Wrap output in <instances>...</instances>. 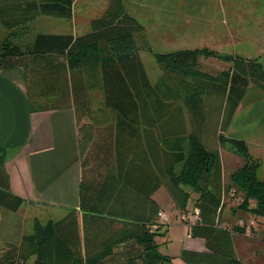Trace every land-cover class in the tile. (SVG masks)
Returning <instances> with one entry per match:
<instances>
[{
	"label": "trees",
	"instance_id": "obj_1",
	"mask_svg": "<svg viewBox=\"0 0 264 264\" xmlns=\"http://www.w3.org/2000/svg\"><path fill=\"white\" fill-rule=\"evenodd\" d=\"M73 2L0 0V23L6 28L0 42V65H13L27 57L52 64L59 59L55 53L63 56L73 91L82 94L86 87L100 92L102 103L91 111L85 107L91 113V125H81L78 139L83 234L75 210L57 221L42 223L35 218L32 232L16 242L0 244V264H19L29 255L34 256L32 264H171V257L158 249L162 243L158 237L165 236L168 225L156 218L159 205L151 197L160 185L183 212L188 189L198 193L194 207L200 210L199 218L190 234L205 238L209 249L228 256V264H242L230 231L219 227L223 199L218 147L228 141L243 158L229 175L228 186L242 193L233 210L264 215V179L257 176L260 161L251 156L245 141L224 135L246 88L250 84L264 88V64L255 57L220 55L231 64L213 74L199 67V56L213 55V50L154 52L164 72L176 75L184 85L171 92L158 82L152 85L138 54L144 26L127 12L123 0H107L103 13L90 21L88 32H37L31 42L13 41L19 28H26L25 23L37 15L70 19ZM60 64L52 65L59 68ZM130 116L141 117L142 149L138 153L121 150L122 128H135L136 123L126 121ZM184 140L189 141L187 156ZM181 161L180 170L175 171L174 164ZM22 202L0 181L1 207L15 211ZM91 214L101 216L99 224L105 228L111 227L114 216L127 221L121 228L91 238ZM244 226L236 223L232 230L243 232ZM91 243L100 247L91 251ZM121 243L125 248L114 250Z\"/></svg>",
	"mask_w": 264,
	"mask_h": 264
},
{
	"label": "crops",
	"instance_id": "obj_2",
	"mask_svg": "<svg viewBox=\"0 0 264 264\" xmlns=\"http://www.w3.org/2000/svg\"><path fill=\"white\" fill-rule=\"evenodd\" d=\"M168 1L167 6L164 2L153 4L151 22H157L158 25L166 28L173 24L174 19L172 20L170 15H173L174 12H176L174 14L183 15V17H187V13H190L189 17H191V12L187 10L193 9L192 3L190 9H187L185 3L182 5ZM91 3L98 4L93 0ZM178 6H181L182 13L178 12L179 8L176 9ZM106 7L107 0H101L98 8L99 13L95 15L101 14ZM166 8L169 12L167 19L162 18V16H166ZM72 15L74 14L72 13ZM35 17L31 20H34ZM31 20L25 25H28ZM185 22L186 19L181 24ZM0 25L2 24L0 23ZM235 25L234 34L232 33L231 36L233 42L239 39V29H236L238 26ZM205 26L206 30L201 34L206 36V40L213 41L214 38L209 33L216 36V25L207 26L206 24ZM167 31H169L168 36H157V40L172 41L171 36L175 33L182 36V32L188 34L193 30H190L186 24L181 29L178 28V24H174V28ZM44 32L71 33L73 35L85 33ZM147 36L149 39V33ZM215 38L219 41L227 39L218 35ZM256 40L264 43L262 36ZM256 40L254 38L255 42ZM247 53L245 57L258 58L264 64V47L259 46L255 52ZM53 54L59 56V59H53L52 64L59 61L61 63L59 68L48 64L43 59L37 61L31 60L29 57L23 58L13 65H0V181L4 182L13 194L23 199L22 204L15 211L0 206V241L2 242H16L22 234H25L20 232V227L15 222L17 220L15 214L22 206L46 208L53 212V216L47 218L45 222L48 220L57 221L69 211L75 210L79 215L80 230L83 234V213L79 210V184L82 175L79 131L82 124L91 125V113L88 114V108L85 107H89L91 111V107L96 108L102 101L100 102V92L97 88L84 90L85 87L82 94L78 90L73 91L69 81V71L62 65L63 56ZM138 54L145 66L147 55L141 49ZM150 83L156 84L152 81ZM126 121H133L136 124L134 129L128 125L122 128V136L125 139L122 141L121 150L125 153H138L142 149V140L140 142L139 139L142 138V124H138L141 117L130 116V118H126ZM224 135L244 140L251 156L260 161L257 173H264V88L254 84H250L246 88ZM225 147L228 149L224 150ZM218 151L221 160L223 199L219 227L230 231L235 255L242 264H264V215H255L242 209L233 210L234 208L229 205H224L228 193L225 190V172L230 175L243 163V160L231 148L228 141L219 145ZM177 164L175 163L173 166L175 171H177ZM137 172H135V177ZM158 189L159 186L152 192L151 197L159 205V210H162L157 195ZM188 190L191 193L195 192L191 189ZM231 190H235V188L231 187ZM195 194L196 197L191 207L195 206L198 197V193ZM229 194L233 195V193ZM169 200L172 208L179 210L175 207L170 194ZM250 202L252 205L254 204V200ZM188 207L187 203L185 210ZM238 211L243 213L239 214ZM235 214H238V219H235ZM126 221L127 219L124 217L114 216L111 227L105 228L99 224L102 222V217L98 214H91V225L88 230L89 232L91 230V238L104 236L107 229L109 231L121 228V223ZM183 222L186 226L179 224L170 226L168 224L165 236L157 238L159 242H162L158 249L161 251L162 248V252L171 257V264L229 263L228 256L209 249L205 238L191 235V225L186 221ZM236 223L245 224L243 232L232 230ZM90 246L91 251L100 247L96 243H91ZM113 248L121 251L125 248V243Z\"/></svg>",
	"mask_w": 264,
	"mask_h": 264
},
{
	"label": "rangeland",
	"instance_id": "obj_3",
	"mask_svg": "<svg viewBox=\"0 0 264 264\" xmlns=\"http://www.w3.org/2000/svg\"><path fill=\"white\" fill-rule=\"evenodd\" d=\"M93 1L97 2L98 4L96 5L94 3H91V0H74V6L72 10V13L74 15H72L70 19L37 15L34 20H31L29 22L26 28H19L20 32L13 38V41L17 43L31 42L37 32L44 31H69L76 32L78 34L81 32H88L90 30V21L88 20H92L93 18H96L103 13L102 12L101 14L95 15L99 13L98 8L101 0ZM170 1L175 4L177 3L182 5L183 3H185L184 5H186L187 9H190V6L192 5L193 9H191L190 11L187 10L188 12H191V17H189L190 13H187V17H183V15L180 16L179 14H174L176 13L174 12L173 15H170L172 16V20L174 19L173 24L170 27L166 26V28H164V26L158 25L157 22H151L153 19L151 16V10L154 3L161 4L164 2L165 6H167L169 2L168 0H123L127 12L135 16L137 20H139V22L144 26V31L141 39L143 42L141 46L143 47L141 48V50L145 53V55H147L146 65L144 66V68L149 77V80L156 83L158 82L160 86L167 88L168 91L170 90L169 92L181 86L183 83H181L176 75L170 73L167 74L164 72L162 66L157 62L154 56V52H168L182 48H205L207 50H213L215 52L213 55L202 54L199 56V67L200 69L209 71L213 74H217L223 69L228 68L231 64L230 60L224 59L221 56L224 57L231 54L245 57L246 54H248L247 52L252 53L253 51L255 52V50H257L259 46L264 47V43H260L258 42V40H256L261 36L264 37V0ZM206 4L210 6H206ZM180 7L181 6H178L176 9L179 8L178 12L182 13ZM165 10L167 12V8ZM168 13L169 12L166 13V16H162V18L165 17L167 19ZM182 19H186V22L184 24H181V22H183ZM174 24H178V28L180 29L183 25L186 24V26H188V28L193 31L188 34H183L182 32V36H179L178 33H175L172 36L170 34V36L173 38L172 41H158L157 36H168L169 31L167 30H172L174 28ZM206 24L207 26L216 25V36H224L227 39L219 41L215 38V35L209 33V35H211L214 40H206V36L204 37V35L201 34L205 32ZM235 24L239 27L236 28L239 29V39L233 42V38H231V36L232 33L234 34L233 29ZM5 32L6 28L3 25H0V42ZM194 32H196V34H194ZM148 33L149 39L147 38ZM202 38L204 39L201 40ZM254 38L256 42L254 41ZM226 147L224 148V150L228 149ZM182 148L184 155L187 156L189 153L188 140H184L182 142ZM239 156L241 157L240 159L243 160L242 156ZM181 166L182 161L178 162L176 166L177 171L180 170ZM228 176L229 175L225 172V190L228 192L225 199L227 200L228 198V201L225 200L224 205H229V207L234 208L239 202H241L242 193L236 190V187H234L235 190L230 191L231 186L228 185L231 184ZM257 176L260 179H264V173L262 172H258ZM189 193L190 196L188 198V204L190 208L188 207L187 211H190L192 209L191 205L194 198L196 197V192ZM229 193H233L234 196L230 195ZM157 195L162 211H165L169 216L168 224L170 226L173 224L186 226L185 223L180 219L181 213L183 211L172 208V206L170 205L169 193L164 185L159 186ZM237 213L241 214L243 212L238 211ZM15 216L17 219L15 222L16 225L20 227V232L28 234L32 232L33 220L35 218L44 223L47 218L53 216V212L46 210V208L22 206V208L17 212V214H15ZM235 219H238V214H235ZM1 243L2 241H0V244ZM33 261L34 256L29 255L19 264H32Z\"/></svg>",
	"mask_w": 264,
	"mask_h": 264
},
{
	"label": "built area",
	"instance_id": "obj_4",
	"mask_svg": "<svg viewBox=\"0 0 264 264\" xmlns=\"http://www.w3.org/2000/svg\"><path fill=\"white\" fill-rule=\"evenodd\" d=\"M199 208L194 207L192 211H185L181 213L180 219L186 221L188 224L192 225L199 218ZM157 216L161 222H168L169 216L166 212L159 210Z\"/></svg>",
	"mask_w": 264,
	"mask_h": 264
}]
</instances>
